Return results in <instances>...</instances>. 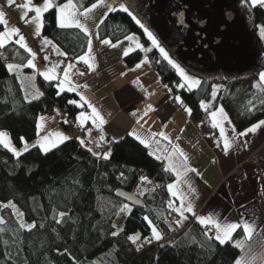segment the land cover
<instances>
[{
    "label": "trees",
    "instance_id": "obj_1",
    "mask_svg": "<svg viewBox=\"0 0 264 264\" xmlns=\"http://www.w3.org/2000/svg\"><path fill=\"white\" fill-rule=\"evenodd\" d=\"M73 1L80 11L97 2ZM240 11L253 25L254 32L257 25L264 26V7L242 0ZM42 34L70 61H77L87 50V37L80 29L57 26L55 8L43 14ZM96 34L100 40L108 39L111 43L132 34L144 38L139 25L120 10L109 12ZM148 55L158 67L154 69L159 72L162 84L175 97H180L181 107L191 109V119L205 121L209 112L222 107L237 132L264 119V103H261L264 91L254 87L260 85L264 53L248 74L234 78L199 77L201 85L192 91L177 86L180 78L157 50ZM142 56V51L135 50L124 61L132 66ZM29 59L25 49L15 43L0 48V130L7 131L17 146L22 144L21 138L26 141L36 138L39 116L51 115L57 109L74 121L84 108L69 103L78 101L75 94L60 93L54 83L40 79L38 85L43 95L27 101L17 75L9 72L7 65L21 66L30 72L26 67ZM214 87L215 100L211 95ZM201 101L211 104L208 112L201 108ZM62 124L68 131L63 121ZM104 141L111 153L107 160L94 157L73 137L46 154L34 146L17 157L0 146V217L5 221L0 227L6 229L0 234V264H236L239 261L240 248L233 245L242 236L241 229L223 245L205 237L204 229L195 223L178 235L172 227L169 229L164 221V206L170 201L166 187L175 180V175L164 171L163 159L149 155L148 148L130 135ZM142 174L159 187H152L148 180L141 183ZM119 190L134 193L144 205L132 207L121 226L115 228L114 220L125 205L115 196ZM9 202L22 213L25 224L35 227L21 229L14 212L3 207ZM61 212L66 215L61 217ZM149 220L162 233L161 240H153L155 244L143 243L152 235ZM113 232L118 235H112ZM136 235L140 239L134 244L128 237ZM137 245H142L139 250Z\"/></svg>",
    "mask_w": 264,
    "mask_h": 264
},
{
    "label": "crops",
    "instance_id": "obj_2",
    "mask_svg": "<svg viewBox=\"0 0 264 264\" xmlns=\"http://www.w3.org/2000/svg\"><path fill=\"white\" fill-rule=\"evenodd\" d=\"M24 1L14 0V4L9 6L7 0H0V11L5 13L7 26L18 28L20 34L25 37L28 47L36 53L33 61L35 69L26 66L30 69V72H26L24 67L15 65L17 67L12 71L21 83L25 99L27 97V101H33L34 99H31V97L35 92L42 93L38 85V79L54 83L59 92L56 86L57 81H45L40 73L45 72L50 64L56 61H60L62 67L66 66L67 63H73L75 67L71 69V73H74L71 75V80L79 87L76 91L65 92L75 94L78 97V103L83 102L80 101V96L77 93L83 95L100 112L101 116L107 121L102 126L105 139L116 140L132 132L142 138H148L151 133H165L171 141V145H178L187 155L189 166L198 170L199 175L189 173V176L193 177L192 183L196 188L195 193L190 192L187 185L183 183L179 185V191L183 192L188 197V201L193 204L196 216L218 213L225 222H240L242 219L254 222L256 230L252 236L250 238L245 236L241 228L242 236L236 242L239 241L242 244V247H239L240 256L245 262L255 256L256 259L252 261V264H263L264 176H257L254 173L252 164L243 166L244 180L237 179L235 170L245 159L253 155L264 157V126L255 135L249 133L247 137L242 138V141H246L244 147L239 150L233 147L229 150V154L225 155L222 142L217 143L220 140L219 130L211 127L209 115L205 121L198 122L191 119L190 114L176 101V97L171 90L162 84L158 71H156L157 76L150 77L151 72L149 70L152 67L150 65V68L147 65L142 67L144 62V60L141 61L142 58L132 66L124 64V52L114 51L111 46L115 43L106 45L102 43V40L97 39L96 30L97 25L100 24V19L93 27H88L84 18L79 17L81 22L88 27L92 38V51L89 55L94 57V60H89V63L93 65L90 69L83 61H70L66 56L57 55L53 51V46L58 48L60 52L63 51L51 39L44 36L42 32L40 36L35 35V24L31 22L35 15L20 6ZM43 2L44 0H31V4L34 6H41ZM56 2L58 3V0ZM22 16H24V19H22ZM2 26L4 30L5 26ZM44 37L52 43L42 48V38ZM18 38V36L13 37V40ZM87 50L85 53H87ZM45 56L49 57V61H45ZM30 59H32L31 56ZM137 64H140L141 67L136 68ZM75 73H83V75ZM258 82L261 85L260 78H258ZM84 85H87V87H84ZM65 87L67 88V85ZM149 106H151V110H148ZM81 111L90 112L91 110L87 105H84ZM132 113H135V115ZM40 117H45L42 121L45 130L59 132L57 125L60 124L63 127L60 111L57 109L51 115L39 116L37 122L40 121ZM137 120L140 121L139 124ZM74 121L79 126L76 119ZM261 121H264V119ZM203 123L214 130V134L209 138L202 137L199 134L200 126ZM84 126L93 127L91 121H88ZM224 128L229 136L234 135L233 129L235 128L229 117L224 122ZM63 129L66 130L64 127ZM66 135L71 138V135ZM83 139L85 144L88 145L84 147L85 149L91 148L93 152H97L94 145L91 146L95 142L97 143L96 139L88 135ZM156 139L160 140V144L153 143L151 148H148L149 152L159 148L160 152L157 153L159 155L163 152L165 146H168L171 150L169 140L160 137H156ZM90 153L92 154V152ZM178 159V157H174V162H178ZM164 161L167 165L168 161ZM176 182L177 178L175 176L172 183ZM166 192L170 201H173L174 205L179 207V199H174L168 192L167 187ZM131 209L132 206L128 205V210L118 213L114 220L115 228L121 226ZM185 215L188 219L184 221L182 226L178 227L179 229L184 230L191 223L201 226L196 222V216L191 213H185ZM177 219H180L179 215Z\"/></svg>",
    "mask_w": 264,
    "mask_h": 264
},
{
    "label": "snow or ice",
    "instance_id": "obj_3",
    "mask_svg": "<svg viewBox=\"0 0 264 264\" xmlns=\"http://www.w3.org/2000/svg\"><path fill=\"white\" fill-rule=\"evenodd\" d=\"M7 4L9 6H12L14 4V0H7ZM251 4L253 6L260 5L264 7V0H251ZM145 5H141L143 7ZM21 7L26 9L27 11H34L35 16L32 18V21L35 24V35L40 36L43 28V14L48 12L50 9L55 8L57 13V26L59 28H78L80 29L84 35L87 37V53L80 55L78 57L79 61H83L84 64L88 65V67L91 69L93 65L89 63L90 59L94 60V57H90V53L92 51V38L91 34L89 32L88 27L85 23H82L79 17H84L85 20L93 19V17L90 15L93 13V10L97 9L98 7H103L107 9V11H115L116 9L105 2V0H97V2L92 3L90 7L83 8V5L80 7L83 8L82 11H80L77 8V5L73 3V0H66L64 3H57L56 0H44L43 4L41 6H34L31 4V0H27L25 4H23ZM119 10L127 13L137 25L141 29H143V32L147 38V40L150 42L151 47L149 48H143V46L139 43L138 40L134 36H126L125 38L128 41H131L136 44L137 48H140L143 51L151 52L153 49L158 50L159 56L167 62V64L174 69L175 73L180 78L178 87L179 88H187V90L192 91L196 88H199L201 85V78L195 77L192 75L185 67H183L173 56L170 55L169 51L162 46V42L159 40V38L150 30L148 26H146L144 23L141 22L140 19L137 18L136 15H133L131 11H129V7L125 6L124 4L120 5ZM181 16H183V13H180ZM26 16V12H25ZM22 19H24V16H22ZM181 24H183V21H179ZM100 23H103V20L100 21ZM0 25H4V30L0 31V48H4L6 43H15L19 45L21 48H24L25 51L32 57V59H29L27 61V67H31L35 69L34 59L36 56V53L32 51L31 48L28 47L25 37L20 34V30L16 27H8L7 21L5 19V13L3 11H0ZM99 27V25H97ZM262 37H264V29L261 30ZM18 36V39L13 40V37ZM97 39H99V36L97 34ZM52 42L48 40L46 37L42 38V45L41 47H45ZM103 44H111V41L108 39L102 40ZM112 47H116V44H111ZM53 51L60 56H66L65 53L60 52L58 48L53 46ZM129 51L131 49H127L124 51V55L127 56L129 54ZM45 61H49V57H44ZM159 62V61H158ZM17 66L8 64L7 69L9 72H12L14 68ZM75 65L73 63H67L66 66L61 65L60 61H56L54 63L50 64V67L43 72L40 73V75L44 78L45 81H57V88L60 93H63L65 91H76L77 87L79 85H76L71 80V75L74 73H71V69H73ZM141 67L140 64L136 65V68ZM79 75H83V73H75ZM259 78L261 81V85H257L254 87L261 88L262 91H264V72H261L259 74ZM67 85V88L65 87ZM84 87H87V85H84ZM165 87H168L165 85ZM43 94L40 92H35L31 99H39L40 96ZM77 95L80 96V101L83 103H78L76 100H70L69 103L76 105L77 107L83 108L84 105H87L88 108L91 110L90 112L87 111H81L79 115L75 118L78 122V125L83 128L84 125L91 121L93 127L100 130V136L99 141H104L105 137L102 131V126L107 122L100 114V112L91 105L87 99L77 93ZM212 99L215 100L217 95V89L214 87L212 89ZM27 99V97H26ZM176 101L178 103L182 104V101L179 96H177ZM261 103H264V101H261ZM201 108L204 109L206 112H208L209 108L211 107V104H206L205 102L201 101ZM148 110H151V106H149ZM147 111V110H146ZM185 111H187L189 114L191 113V109L185 108ZM135 115V113H132ZM146 114V112H145ZM210 120H211V127L213 129H218L220 133V140L217 141L218 144L222 142L223 144V150L224 154L228 155L229 150L235 147L237 150L244 147L246 145V141H242V138L247 137L249 133L255 135L257 131L264 126V121H259L255 124H253L251 127L246 128L244 131L236 132L235 129H233L234 135L229 136L228 133L225 132L224 128V122L228 120L227 115L224 112V109L222 107L215 109L211 112H209ZM45 119V117H40V121L37 122V135L39 136V132L43 130V124L42 121ZM139 120H137V123L139 124ZM64 123H68L67 120L64 121ZM87 135H91V129L87 130ZM129 135L133 136L135 139L138 140V142L143 145L146 148H151L152 144L155 143L157 145L160 144V140L156 139V137H160L164 140H169V138L165 135L163 132L159 133H151L148 138H142L139 135H137L135 132L129 133ZM70 139V137L65 136L62 133L59 132H49L46 135L39 137L38 144L40 147V150L43 153H47L52 148L59 146V144L67 141ZM79 139V143L81 146H85V140ZM22 142L24 143L23 151H27V142L24 141L23 138H21ZM169 145L171 146V150H169L168 146H165L163 148V152L159 155H157L158 152H160V149H153L149 152V155H154L156 159L158 160H167V165L164 166V171L168 173L175 174L177 178L176 183H169L167 185V190L170 193V195L174 199H179L180 204L179 207H176L173 203V201H169L168 207L172 209L174 212H176L180 219H177L175 221V224L177 227L182 226L184 221L188 219V217L185 215V213H191L193 216H196L194 213V206L193 204L188 201V197L181 191H179V185L181 183L187 185L190 192L195 193L196 188L194 184L192 183L193 177L189 176V173H195L196 175H199L198 170L194 167L189 166V158L187 155L179 148L178 145H171V141L169 140ZM0 146L4 147L8 151L12 152L13 155L19 157L22 152L17 150L11 142V138L8 136L6 132L0 131ZM35 146V145H33ZM99 146V143L97 144ZM89 152H92L91 148H88ZM92 155L99 156L100 154L92 152ZM111 153L105 152L103 153V159L107 160L110 158ZM174 157H178V162H174ZM123 176V173L121 174ZM141 183L145 182L147 180L146 177L141 176L140 177ZM159 187V185L157 186ZM141 195H143V192H141ZM132 197H129L131 199ZM11 206L13 209L15 208V205H11V202H9L8 205H3V207ZM128 210V205H123L120 208V211H126ZM18 216V222L21 229L27 227L29 230L31 228L35 227V225H25V223L19 219V217L22 216V213H16ZM61 217L66 215L65 213L61 212L59 214ZM146 220H148V217H145ZM58 223L60 221H57ZM196 222L202 226V228L206 229L203 232V235L207 237L208 239H215L219 242V244L223 245L226 242L231 241L233 233H235L238 229L243 230V234L247 237H251L254 231L256 230V225L254 222H250L246 219H242L240 222H225L222 220V218L219 216L218 213H210L207 216L201 215L196 216ZM5 221L2 217H0V226L4 225ZM149 225L151 226V232L152 235L150 238H147L143 241V243H151L152 240L159 241L162 239V233L158 230L156 226L152 224V221L149 220ZM113 227H116L113 225ZM171 225H169V229L171 230ZM215 230L214 237L209 236V232L212 230ZM4 227H0V234L5 232ZM112 235H118V233L113 232ZM129 240H131L134 244L137 240L140 239L139 235H136L135 237H128ZM5 245H7V241H4ZM142 245H137V250ZM234 247H242L241 242L237 241L234 245ZM9 258H10V254ZM256 259L255 256H252L250 260L247 262L237 261L236 264H252V261Z\"/></svg>",
    "mask_w": 264,
    "mask_h": 264
},
{
    "label": "rangeland",
    "instance_id": "obj_4",
    "mask_svg": "<svg viewBox=\"0 0 264 264\" xmlns=\"http://www.w3.org/2000/svg\"><path fill=\"white\" fill-rule=\"evenodd\" d=\"M241 1L242 0H181V5H177L172 0H105L107 4L112 5L116 9L115 11L119 10L121 4L128 6L129 11H131L133 15H136L137 18L148 26L159 38L162 42V46L169 51L170 55L192 75L198 78H212L218 76L234 78L246 75L249 73L252 64L263 55L264 37H262L261 30L264 29V26L257 25L255 32L252 30L253 25L241 14ZM26 2L25 0L20 6ZM141 5L145 6L141 7ZM178 6H185L188 8L187 11H184L185 18H183V23L191 25V29L179 26L181 15H179V11H177ZM200 8L206 11H195ZM210 9L212 11H207ZM30 12L35 15L34 11ZM222 12L225 18H223L224 16H220ZM108 13L109 11H107V9L98 7L90 14L93 19L84 20L88 27H93L96 22H99V19L101 21ZM203 23L205 24L203 25ZM130 36H134L143 48L146 49L151 47L145 34V39L139 34H132ZM115 44L117 46L113 47L114 51L124 52L129 48L131 49L129 54L135 50L142 51L143 57L141 61L144 60L142 67L145 65L149 67L150 59L148 57V52L137 48L135 43L125 38ZM123 62L126 64L124 60ZM149 71L151 72L149 74L150 77L157 76L158 74L156 70L152 68H150ZM57 130L65 136H67L66 134L71 135V133L64 130L60 124L57 125ZM0 131L6 132L10 137L7 131ZM49 132L56 131L43 129L35 139L31 141L24 140L27 142L28 149L34 147L33 145L39 147V137ZM11 142L17 150L22 153L24 152L23 142L20 146L14 144L12 139ZM97 144L98 141L91 146L94 145V149L97 150ZM95 153L103 157V153H100V150H97ZM11 205L13 204L11 203ZM8 207L16 216V213H20L16 207L14 209L11 206ZM19 219L23 221L22 216L19 217Z\"/></svg>",
    "mask_w": 264,
    "mask_h": 264
},
{
    "label": "built area",
    "instance_id": "obj_5",
    "mask_svg": "<svg viewBox=\"0 0 264 264\" xmlns=\"http://www.w3.org/2000/svg\"><path fill=\"white\" fill-rule=\"evenodd\" d=\"M50 52H52V51L50 50ZM149 65L152 68L158 69V67H157V65H156L154 60L150 59ZM60 116L62 118L63 123H64L65 120L68 121L67 124L66 123H64V124L67 126L68 131L71 133L73 138H75V139H78V138L83 139L87 135V130L91 129V135L90 136L92 138L96 139L98 141V143H99V146H96V149L100 150V152H102V153L109 152L108 144L105 141H99V136H100L99 130H97V129L91 127V126H84L83 128L77 126L76 123L72 119L68 118L67 115H65L62 111H60ZM199 134L202 137L209 138V137H211L214 134V130L209 125H207L206 123H203L200 126ZM84 147H86V145ZM245 164H252L253 167H254V173L257 176H264V157H259V156L253 155L252 157L245 159L236 168V173H237V179L238 180H244L245 179V174H244V171H243V166ZM142 175H143V177L147 178V180L151 183L152 187L157 188V185L152 181V179H150L149 177H147L144 174H142ZM177 218H178V214L176 212H174L172 209H170L168 207V205H165L164 206V221H165L166 224L172 226V228L175 231V235H178V234H180L183 231V229H179L177 227V225L175 224V221L177 220ZM205 230L206 229H204V231ZM214 233H215V230L213 229L212 231L209 232V236H214ZM155 243L156 242L152 240L151 243H149V244H155ZM239 261L245 262V260L241 256L239 257Z\"/></svg>",
    "mask_w": 264,
    "mask_h": 264
},
{
    "label": "water",
    "instance_id": "obj_6",
    "mask_svg": "<svg viewBox=\"0 0 264 264\" xmlns=\"http://www.w3.org/2000/svg\"><path fill=\"white\" fill-rule=\"evenodd\" d=\"M180 20L183 21V16L180 17ZM181 25V23H180ZM115 196L122 200L125 204H128L132 207L134 206H143L144 202L142 201L141 198H139L137 195H135L134 193H130V192H126L123 190H119L115 193ZM129 197H132L131 199H129Z\"/></svg>",
    "mask_w": 264,
    "mask_h": 264
},
{
    "label": "flooded vegetation",
    "instance_id": "obj_7",
    "mask_svg": "<svg viewBox=\"0 0 264 264\" xmlns=\"http://www.w3.org/2000/svg\"><path fill=\"white\" fill-rule=\"evenodd\" d=\"M172 1H174L177 5H181V0H172ZM187 7H185V6H178L177 7V11H179V15H180V13H183V18H185V14H184V11H187ZM195 11H206V10H204V9H197V10H195ZM207 11H212L211 9L210 10H207ZM216 11H218V10H216ZM221 15L220 16H224V13L222 12V13H220ZM219 15V14H218ZM228 15V14H227ZM229 16V15H228ZM223 18H225V16L223 17ZM216 19V18H215ZM184 21V20H183ZM205 23H206V21H205ZM205 23H203V25L205 24ZM180 27H182V28H192V26L191 25H187V24H185V23H183V24H181V25H179Z\"/></svg>",
    "mask_w": 264,
    "mask_h": 264
}]
</instances>
